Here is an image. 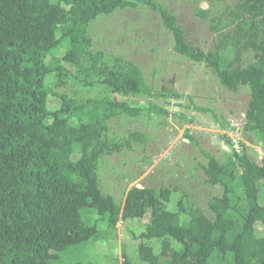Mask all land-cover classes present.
<instances>
[{"label":"trees","instance_id":"obj_1","mask_svg":"<svg viewBox=\"0 0 264 264\" xmlns=\"http://www.w3.org/2000/svg\"><path fill=\"white\" fill-rule=\"evenodd\" d=\"M137 2L159 12L178 54L205 63L221 85L234 92L250 87L246 126L264 133V41L253 40L242 23L246 14L264 17V0H242L234 13L239 23L233 35L208 53L189 44L170 11L154 0ZM136 6L126 0H0V264H101L83 254L66 256L108 239L121 221L130 220L145 227L138 236L139 258L145 264H264V238L256 235L257 224L264 225L258 187L264 180V153L253 162L241 144L243 149L235 150L225 163L209 155L204 173L209 184L224 192L207 210L188 213L179 204L178 211H171L168 188L134 187L118 204L101 192L98 161L133 146L131 141L111 142L107 137L113 118L138 117L144 111L119 96L157 95L140 69L120 58L107 61L91 55L93 67L115 97L85 103L63 98L59 109H48V76L55 71L70 73L62 65L52 68L46 58L67 45L63 60L78 65L79 56L91 46L90 23ZM228 45L232 60L222 53ZM246 52L255 53L259 62L244 67ZM147 109L165 112L155 105ZM143 137L131 136L135 142ZM84 210L97 213L107 230L87 222ZM152 240L162 242L159 255L149 243ZM124 257L128 260L125 251Z\"/></svg>","mask_w":264,"mask_h":264},{"label":"rangeland","instance_id":"obj_2","mask_svg":"<svg viewBox=\"0 0 264 264\" xmlns=\"http://www.w3.org/2000/svg\"><path fill=\"white\" fill-rule=\"evenodd\" d=\"M126 1L137 3V6L101 15L90 23L91 46L87 54L79 56L78 65L63 60L67 45L46 58L52 68L62 65L70 73L55 71L48 76L45 82L48 109H59L63 98L85 103L91 99L115 97L99 69L93 67L91 55H100L107 61L120 58L134 63L157 95L152 98L119 96L144 111L138 117L119 116L109 122L108 139L118 143L131 141L133 146L99 159L97 171L101 192L121 204L134 187L168 188L172 191L171 211H178L179 204L188 213L207 210L212 199L221 197L224 192L221 186L209 184L204 173L209 155L225 163L235 150L243 149L241 144H245L251 161L258 162L263 157L264 133L246 126L251 89L241 86L234 92L221 85L215 72L205 63L190 61L175 51L173 34L164 26L157 10L137 0ZM154 1L159 8L176 16L191 46L208 53L214 51L223 38L233 35L239 23L234 13L242 0ZM199 11L207 15L201 16ZM242 23L253 40L264 41L263 16L246 14ZM222 51L224 57L233 59L230 45ZM258 62L253 52L242 56L244 67ZM150 105L164 110V114L150 113L147 109ZM135 133L142 134L143 141H133L131 136ZM258 187L259 201L264 208V180ZM207 215L214 217L209 211ZM83 217L99 229L107 230L104 220L93 210H84ZM144 230L139 221H121L116 234L83 249H74L66 259L79 258L83 254L101 264H125L126 261L145 264L138 253L142 241L138 236ZM256 235L264 238L262 223L257 224ZM149 243L159 255L161 240Z\"/></svg>","mask_w":264,"mask_h":264}]
</instances>
